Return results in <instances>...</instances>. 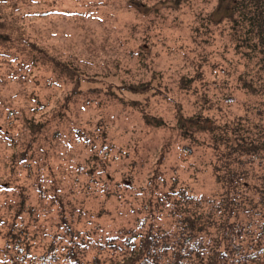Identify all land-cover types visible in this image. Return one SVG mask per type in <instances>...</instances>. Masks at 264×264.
<instances>
[{
	"label": "rangeland",
	"instance_id": "1",
	"mask_svg": "<svg viewBox=\"0 0 264 264\" xmlns=\"http://www.w3.org/2000/svg\"><path fill=\"white\" fill-rule=\"evenodd\" d=\"M227 9L219 0H189L179 8L169 0H0V185L9 188L0 187V260L18 211L16 229L28 227L32 255H42L63 231V217H82L88 230L95 223L113 237L151 215L153 189L156 196L173 186L214 191L217 159L205 138L212 135L184 140L176 127L178 113L215 125L238 118L257 124L237 81L243 60L223 17ZM185 79H193L186 91ZM144 84L142 94L129 90ZM39 103L46 109L31 116ZM145 114L169 127L147 126ZM33 117L44 123L35 140L24 125ZM76 129L91 143L75 141ZM5 131L23 144L26 164L11 168L16 152ZM39 176L59 181L64 209L44 199L42 189L50 198L56 189Z\"/></svg>",
	"mask_w": 264,
	"mask_h": 264
},
{
	"label": "trees",
	"instance_id": "2",
	"mask_svg": "<svg viewBox=\"0 0 264 264\" xmlns=\"http://www.w3.org/2000/svg\"><path fill=\"white\" fill-rule=\"evenodd\" d=\"M219 1L228 6L223 17L232 24V36L243 60L244 70L237 81L246 96L244 104L259 119L257 124L238 118L235 122L215 125L209 118H185L177 114L176 129L184 140H194L197 134L212 135L205 138L210 137L217 159L214 191L195 194L173 186L156 196L153 189L146 206L151 215L137 217L135 228L117 229L113 237L101 233L100 225L95 223H92L93 229L88 230L90 223L82 217L72 222L63 217L62 226H58L63 231L58 230L52 235V242L42 255H32L35 236L29 228L16 229L15 221L22 214L18 211L17 219L3 235L4 248L8 251L1 252L0 264H6L4 260L8 255L12 257V264H84V257L90 258L87 264H264V0ZM169 2L179 8L189 0ZM32 50L40 52L33 47ZM54 65L55 69L64 70L57 66L58 63ZM72 76L76 78L78 74L73 72ZM192 82L193 79L183 80L182 90H188ZM129 90L142 94L148 91V85H133ZM45 109L46 106L39 103L29 114L32 116ZM144 119L151 128L168 126L166 121L147 114ZM24 123L31 130L33 140L43 132L44 123L34 117ZM74 132L75 141L91 143L82 129ZM8 134L3 133L6 141L11 143L13 140L16 152L11 159V168L26 164L28 152L26 149L20 152L23 144ZM206 139L204 143H207ZM166 150L164 146L159 159L161 164ZM160 166L151 178L154 188ZM39 178L56 189L51 198L42 189L44 199H49L52 206L54 202L60 203L64 209L58 192L59 181L54 177ZM0 187L9 190L4 185ZM44 207L47 214L51 206L45 203ZM63 240L69 243L63 245ZM10 251H16V255L13 257Z\"/></svg>",
	"mask_w": 264,
	"mask_h": 264
}]
</instances>
